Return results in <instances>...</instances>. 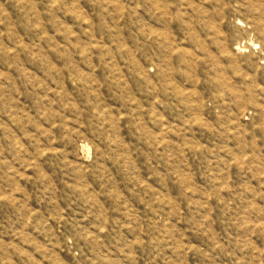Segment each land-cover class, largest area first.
I'll use <instances>...</instances> for the list:
<instances>
[{
    "label": "rangeland",
    "instance_id": "374dc122",
    "mask_svg": "<svg viewBox=\"0 0 264 264\" xmlns=\"http://www.w3.org/2000/svg\"><path fill=\"white\" fill-rule=\"evenodd\" d=\"M0 264H264V0H0Z\"/></svg>",
    "mask_w": 264,
    "mask_h": 264
}]
</instances>
